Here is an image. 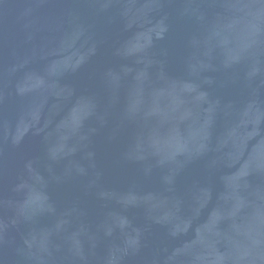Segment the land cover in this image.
Segmentation results:
<instances>
[{
  "label": "water",
  "instance_id": "water-1",
  "mask_svg": "<svg viewBox=\"0 0 264 264\" xmlns=\"http://www.w3.org/2000/svg\"><path fill=\"white\" fill-rule=\"evenodd\" d=\"M0 264H264V0H0Z\"/></svg>",
  "mask_w": 264,
  "mask_h": 264
}]
</instances>
